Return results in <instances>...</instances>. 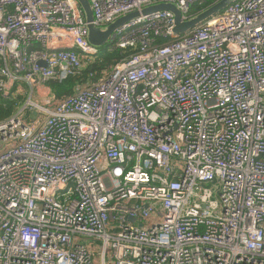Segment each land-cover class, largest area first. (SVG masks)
Instances as JSON below:
<instances>
[{
	"label": "built area",
	"instance_id": "obj_1",
	"mask_svg": "<svg viewBox=\"0 0 264 264\" xmlns=\"http://www.w3.org/2000/svg\"><path fill=\"white\" fill-rule=\"evenodd\" d=\"M89 1L104 30L200 0ZM174 28L101 46L78 0H0V264H264V0ZM106 48L134 52L55 93Z\"/></svg>",
	"mask_w": 264,
	"mask_h": 264
},
{
	"label": "water",
	"instance_id": "obj_2",
	"mask_svg": "<svg viewBox=\"0 0 264 264\" xmlns=\"http://www.w3.org/2000/svg\"><path fill=\"white\" fill-rule=\"evenodd\" d=\"M236 0H218L216 3L212 4L211 6L207 7L196 16L189 20H184L182 18V13L177 6L172 3H160L156 5H151L142 9L141 11H134L128 13L115 22L111 23L108 27L104 30L96 27L93 24V11L90 5L89 0H78L82 9L86 15V19L88 21V28H89V39L93 44L96 45H105L109 39L114 35L117 29L121 28L125 23L130 21L131 19L140 16L142 14H149L156 11L161 10H169L174 13L175 15V33L184 34L198 26L199 24L203 23L204 21L208 20L209 18L213 17L216 14H219L223 10H225L231 3Z\"/></svg>",
	"mask_w": 264,
	"mask_h": 264
},
{
	"label": "trees",
	"instance_id": "obj_3",
	"mask_svg": "<svg viewBox=\"0 0 264 264\" xmlns=\"http://www.w3.org/2000/svg\"><path fill=\"white\" fill-rule=\"evenodd\" d=\"M217 1L218 0H200L191 6L189 14L191 16H195ZM167 40L160 39L159 43ZM132 52H134V50L131 48L124 50H109L106 48L98 57L89 62L84 69L80 70L73 79H70L69 82L73 86L77 83L86 84L98 82L104 74L112 70L124 56L130 55ZM65 93L68 95L74 93V91L73 89H69ZM17 101H22V98L18 97L15 99L12 98V100H5L0 95V121L12 116L15 113L18 103Z\"/></svg>",
	"mask_w": 264,
	"mask_h": 264
},
{
	"label": "rangeland",
	"instance_id": "obj_4",
	"mask_svg": "<svg viewBox=\"0 0 264 264\" xmlns=\"http://www.w3.org/2000/svg\"><path fill=\"white\" fill-rule=\"evenodd\" d=\"M51 86L55 93H58L59 95L66 94V91H68L69 89H73V85L70 82H65L63 84L51 83Z\"/></svg>",
	"mask_w": 264,
	"mask_h": 264
}]
</instances>
